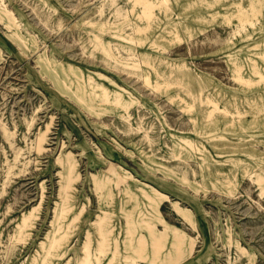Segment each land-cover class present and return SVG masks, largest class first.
<instances>
[{
    "label": "rangeland",
    "instance_id": "374dc122",
    "mask_svg": "<svg viewBox=\"0 0 264 264\" xmlns=\"http://www.w3.org/2000/svg\"><path fill=\"white\" fill-rule=\"evenodd\" d=\"M0 264H264V0H0Z\"/></svg>",
    "mask_w": 264,
    "mask_h": 264
}]
</instances>
